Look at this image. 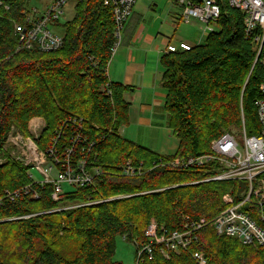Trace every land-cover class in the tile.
Instances as JSON below:
<instances>
[{"label":"trees","instance_id":"16d2710c","mask_svg":"<svg viewBox=\"0 0 264 264\" xmlns=\"http://www.w3.org/2000/svg\"><path fill=\"white\" fill-rule=\"evenodd\" d=\"M29 1L12 0L9 12L0 11V264H121L114 260L118 237L134 243L138 257L149 243L151 220L160 236H169L183 231L185 218L212 221L227 207V194L243 200L244 182L201 183L215 175L211 167L170 165L211 154L213 141L242 130L243 123L248 136L261 133L257 102L264 97V68L255 63L241 12L218 0L221 17L205 42L162 58L167 127L178 144L174 156H162L120 133L129 124L128 88L108 77L115 24L103 0L77 5L58 51L16 52L15 23H23ZM33 119L45 122L37 138L30 131ZM14 130L34 136L41 152L62 131L60 159L80 134L72 163L83 161L92 183L66 186L72 190L63 189L55 201L54 185L34 184L32 167L6 150ZM128 163L141 175H124ZM29 185L38 199L8 197ZM243 210L264 230L257 204ZM196 235L197 241L177 251L152 244V259L143 253L139 264H198L194 253L208 264H264V248L255 243L220 236L212 226Z\"/></svg>","mask_w":264,"mask_h":264},{"label":"built area","instance_id":"2783aa9c","mask_svg":"<svg viewBox=\"0 0 264 264\" xmlns=\"http://www.w3.org/2000/svg\"><path fill=\"white\" fill-rule=\"evenodd\" d=\"M11 1L0 0V11L5 10L8 12L11 9ZM72 1L74 2L72 8L75 10L82 0H53L41 13L36 9L28 11L24 15V23L16 24L14 28L19 42L16 52L37 49L44 53H50L61 49L64 45V36L53 33L51 27L58 29L62 18L66 15L65 6ZM171 1L183 8L184 22L189 23L193 19L197 20L205 27L204 31L208 35L215 30L222 13L218 0ZM137 2L138 0H103V6L112 12L115 24V43L111 50V60L122 44L125 24L132 16ZM227 2L232 9L241 12L243 15L245 37L254 44L255 63L259 62L264 68V0H227ZM30 3V1L27 3V7H29ZM191 48L192 46L187 43H181L179 47L170 45L167 53L189 51ZM260 90L264 96V84L261 85ZM257 111L261 133L257 136H248L243 126L241 131L244 134L243 148L239 146L234 134L226 133L213 141L211 154L188 161L177 159L170 163L171 167L175 169H187L194 165L211 167V171L216 172L215 175L207 177L201 183L211 181L244 182L246 188L243 200L237 202L232 195L227 194L223 197L227 207L212 221L208 222L205 219H201L196 222L185 218L186 222L183 226V231L175 232L169 236L166 234L160 236L157 223L155 220H151L146 231L149 243L139 252L137 264H139L144 254L149 259H152L154 253L152 244L164 245L168 252L177 251L180 248L186 249L192 242L197 241L196 233L207 226H212L220 236L236 239L244 245L255 243L264 248V230L259 226V221L253 218L249 211L245 212L243 210L246 204H250V206L257 204L261 210L259 211V220L264 222V179L261 178L264 173V97L257 102ZM79 137L80 134L75 136L71 147L66 149L62 159L58 157V145L62 138V131L57 133V137L53 139L45 152H41L36 143L32 142L33 140L29 139L23 143L24 145H30L27 146V150L31 159L25 165H33L32 168L35 167L45 179L42 182H35L31 174H29V178L34 184H40L41 186L53 184L52 198L55 201L60 199L64 186L83 187L90 185L93 181V177L86 170L83 161H78L77 165L72 163L81 144ZM22 140H24L22 137H16L11 143L19 146ZM46 165L50 166L49 170L43 169ZM59 165L60 169L56 168ZM53 169L58 172L54 181L49 177V172ZM95 171L100 172L99 169H95ZM123 173L129 178H133L136 175H141V170L137 171L128 163L124 167ZM7 195L11 200L22 195H31L32 199H38L32 185L25 187L16 194L7 192ZM162 253L166 255L164 251ZM193 256L198 264H208L203 254L194 253Z\"/></svg>","mask_w":264,"mask_h":264},{"label":"crops","instance_id":"0c3cea01","mask_svg":"<svg viewBox=\"0 0 264 264\" xmlns=\"http://www.w3.org/2000/svg\"><path fill=\"white\" fill-rule=\"evenodd\" d=\"M193 22H184L183 8L171 0H138L108 67L109 79L128 88L124 99L130 108L129 124L121 128V135L162 156H174L178 151L173 131L167 128L162 58L170 45H200L189 28ZM207 37L200 36V42ZM36 126L43 128L45 122L33 119L30 130Z\"/></svg>","mask_w":264,"mask_h":264},{"label":"rangeland","instance_id":"374dc122","mask_svg":"<svg viewBox=\"0 0 264 264\" xmlns=\"http://www.w3.org/2000/svg\"><path fill=\"white\" fill-rule=\"evenodd\" d=\"M52 1L53 0H39V1L38 0H31L29 7H27V4L24 6L25 7V11H23L24 15L27 14V12L32 10V9H36L41 13L46 6H48L49 4L52 3ZM73 4H74V2L72 1L69 4H67V6H65L66 15L62 18L58 29H56L55 27H51V31L53 33L65 36L64 27L66 26V23H69L75 19L76 9L74 10L72 8ZM2 12H6V11L3 10ZM24 15L22 16L23 23L25 21ZM193 20L197 22V20H195V19H193ZM193 20H191V22H193ZM196 22L189 24L191 26V27L189 26V28L191 29L192 33H195V36H198V37H195L198 44H202L203 42L202 41L200 42V36H201V38H203V37H207L208 34L205 33V31H204L205 27L199 25L198 22L197 23ZM23 23H21V24H23ZM15 24H19V23H15ZM184 27H186V25H184ZM243 126H244V123L242 124V129H243ZM43 128L41 126L40 127L36 126V127H34V129L32 128L30 131L37 138L39 136L40 132L43 130ZM241 131L242 130H233L232 134L235 135L239 146L241 148H243V146H244V134ZM34 136H32L31 138L30 137L25 138L21 134L17 133L14 130V131H12V133L9 136L8 143L6 146L7 147L6 150H8L10 155H12L15 158L20 159L19 161L22 162L23 164H26V162L31 159L29 151L27 150V146H30V145H24L23 143L29 139L33 140L32 142L36 143L34 140V138H35ZM16 137H22L24 139L21 141V143H19V146H15L11 143V141H13L14 138H16ZM128 140H131V139H128ZM30 166L32 167L33 165L30 164ZM43 169L49 170L50 166L46 165L43 167ZM57 173L58 172L56 169H53L49 172V177L52 181H54L56 179ZM30 174L33 176V180L35 182H42L45 179L44 176L35 167L32 168V170L30 171ZM68 190H72V189L66 188V186H65L64 191L66 192ZM114 260L116 262L121 263V264H137L136 245L134 243H130V242L125 241L123 237H118L117 238V251H116V255L114 257Z\"/></svg>","mask_w":264,"mask_h":264}]
</instances>
